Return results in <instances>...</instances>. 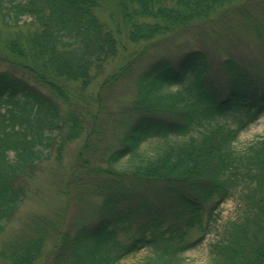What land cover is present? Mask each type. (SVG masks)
Wrapping results in <instances>:
<instances>
[{"label":"trees","instance_id":"1","mask_svg":"<svg viewBox=\"0 0 264 264\" xmlns=\"http://www.w3.org/2000/svg\"><path fill=\"white\" fill-rule=\"evenodd\" d=\"M236 1L0 0L5 25L17 28L29 19L31 31L7 39L6 47L39 84L0 71V234L25 198L23 178L52 154L60 159L86 132L66 187L78 188L75 197L93 188L101 214L57 238L42 264H120L142 250L133 264H186L184 254L202 244L236 192L240 214L210 244L207 264H264V136L234 148L239 133L264 113V68L227 58L219 85L207 79L201 49L155 61L137 79L127 109L133 118L103 149L95 143L100 125L85 130L68 90L91 83L127 43L184 31ZM124 60L107 83L129 70L133 58ZM148 139L157 143L144 153ZM149 191L156 194L146 200ZM47 225L1 248L0 264H35ZM193 229L200 235L189 236Z\"/></svg>","mask_w":264,"mask_h":264},{"label":"rangeland","instance_id":"2","mask_svg":"<svg viewBox=\"0 0 264 264\" xmlns=\"http://www.w3.org/2000/svg\"><path fill=\"white\" fill-rule=\"evenodd\" d=\"M103 3L113 4L114 0H103ZM98 13L109 23V12L105 7H101ZM212 16L210 20L178 33L160 36L151 41L127 43V49L120 51L118 57L109 62L103 73L91 83L83 87L78 82L68 88L73 96L71 102L75 105V110L82 115L85 130L90 129L92 132L100 125L99 129L96 128L99 138L95 141L100 144V149L121 135L126 124L133 118L127 109L135 99L139 74L159 59L165 58L173 62L189 50L201 49L209 62L207 79L219 85L225 83L223 62L227 58L249 66L251 70L264 68V0H239L232 7L220 10ZM24 21L29 19L24 18ZM26 22L14 28L5 25L0 17V71H10L28 82L35 83L30 70L22 66L6 47L7 39L18 34L24 36L31 31L32 26ZM124 58H133L129 70L107 83V79L126 62ZM62 107L66 108L67 105L62 104ZM118 121L126 123L119 124ZM97 136L93 135V139ZM261 136H264V113L239 133L234 148L242 151ZM85 138L86 132H83L82 136L65 147L60 159L52 154L34 168L31 176L23 178L21 184L25 198L0 234V249L28 234L33 235L32 231L36 227L41 230L44 222H48L50 225L45 227L47 235L44 254L35 264L49 262L57 238L65 233L73 235L80 227L89 226L99 218V198L94 195L93 188L85 186L78 193V197H75L78 188L72 185L66 187L67 177L77 161L76 154ZM156 143V139H148L142 143L140 150L149 153ZM155 194V191H149L145 199H151ZM238 199L236 192L221 205L219 218L205 235L202 244L184 254L186 264L208 263L210 244L221 235L225 223L236 219L240 214ZM200 233L193 229L189 231V236L196 237ZM145 252L142 250L122 260L120 264H133ZM67 263L69 262L63 261V264Z\"/></svg>","mask_w":264,"mask_h":264}]
</instances>
